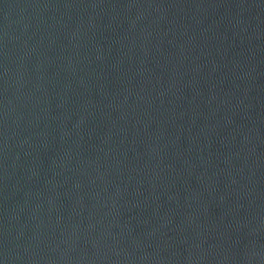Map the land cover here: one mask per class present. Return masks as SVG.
<instances>
[{"label":"water","instance_id":"obj_1","mask_svg":"<svg viewBox=\"0 0 264 264\" xmlns=\"http://www.w3.org/2000/svg\"><path fill=\"white\" fill-rule=\"evenodd\" d=\"M0 264H264V0H0Z\"/></svg>","mask_w":264,"mask_h":264}]
</instances>
